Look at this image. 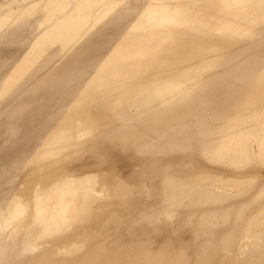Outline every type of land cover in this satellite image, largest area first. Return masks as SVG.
Masks as SVG:
<instances>
[{"label":"rangeland","instance_id":"obj_1","mask_svg":"<svg viewBox=\"0 0 264 264\" xmlns=\"http://www.w3.org/2000/svg\"><path fill=\"white\" fill-rule=\"evenodd\" d=\"M38 1L0 0V9L12 5L19 12ZM70 1L63 0L66 5ZM73 8L69 4L67 16L49 26L41 20V28L49 32L20 36L31 41L49 35L53 55L60 52L61 36H76L78 41L71 42L89 52L94 44L110 43L82 56L95 59L90 74H78L81 65L52 71L58 77L53 89L44 72L11 76L30 92L6 95L0 103V193L8 187L19 196L4 200L0 211L6 215L0 225V264H107L99 257L103 250L117 256L118 264H127L123 254L139 264L150 259L155 264H245L251 250L264 247V221H253L264 210V159L253 145L241 166L216 161L206 153L198 127L207 125L214 140L224 127L235 133L250 130L252 124L242 120H249L264 98V42L224 30L241 28L240 15L220 22L213 18L214 10L191 3L179 13L172 0H160L147 22L135 15L125 35L89 36L90 31L78 36L71 31L77 24ZM261 16H253L255 24L263 22ZM53 34L57 41L50 40ZM171 38L173 43L159 44ZM22 46L16 51L22 59L47 58L45 50ZM10 57V51L1 56V75L4 67L15 65ZM255 62L252 70L249 65ZM30 65L20 70L28 71ZM189 78L207 79L209 91L203 93ZM234 87L252 101L241 97L245 108L229 107ZM4 90L0 85V93ZM27 100L35 104V113L20 111ZM51 138L60 142L52 146ZM43 150L50 155L44 163ZM25 153L38 159L26 165L21 158ZM35 162L42 163L40 169L21 178L20 172ZM115 175L129 180L127 188L114 189ZM94 177L98 181L89 182L86 190L91 199L86 196L78 205L79 184L72 189L67 178L83 183ZM60 186L63 204L55 194ZM63 211L77 218L64 223ZM26 241L32 243L29 249Z\"/></svg>","mask_w":264,"mask_h":264},{"label":"bare ground","instance_id":"obj_2","mask_svg":"<svg viewBox=\"0 0 264 264\" xmlns=\"http://www.w3.org/2000/svg\"><path fill=\"white\" fill-rule=\"evenodd\" d=\"M165 2V0H163ZM212 2L206 3L205 0H193L190 2L189 0H172L173 7L177 8L179 10V13H182V6L187 4H193V7L196 8H204L206 12L213 11V18H217L218 20L221 19L227 21L229 16H239L241 18V28L237 29V31H231L227 28H224L226 32L232 33L236 32L240 36H246L248 39L250 38H257L259 42H264V20L263 22H260L258 24H255L253 20V16H257L258 14L264 15V0H211ZM69 4H72L74 7L73 10L75 11L74 15L77 17V24L71 25V31L76 32V34L79 36L89 35L85 32H90L89 36L95 35L96 33H111L114 32V34H126L128 31H130L133 28V25L135 23V20L137 17L135 15L140 16V20H146L148 21V15L151 17L150 14L157 13L156 8L160 7V0H71L69 3H64L63 0H40L38 3H31L29 4L24 10L19 12H14L12 9V5L8 9H0V60L1 56L5 53H8L10 51V59L11 63L13 65L12 67H4L3 75H7L2 80L0 79V85L5 87L4 92L0 93V103L2 99L6 95H12V94H20L23 96H26L30 91V89L25 84H17L13 82V74H21V76L25 75L24 73H36V72H44L45 75H50L45 82L48 84L51 89H53V81L57 80L58 77L56 75H51L52 71L63 69L67 65L70 68L76 67L77 65H81L82 68H80V71L78 74L82 76V74H90L91 69L94 68L96 65V62L91 63L92 60L90 57H84L82 59V56H89L90 53L100 51V48L102 46H106L110 43V41H105L102 45L94 44L91 47H89V52L87 49L82 47H77L75 42L78 41L76 36H73L70 40H65L63 36L59 37L60 45L59 47L60 52L58 54L53 55L50 50V46L48 44L49 35L41 40H38L37 38H33L31 41H28L27 38H23L20 35H29V33L33 32H39V31H46L47 28H41L40 21L44 20L46 22V25H50L52 22H54L58 17L65 18L67 15V10L69 7ZM200 4V5H199ZM149 5V7H148ZM211 5H214L215 9L212 8ZM123 14V16H122ZM212 16V15H211ZM263 19L264 17L261 16ZM97 26V28L94 30H91L92 28H87L88 26L93 27ZM222 25V24H221ZM220 25V27H221ZM141 29L139 32H143L144 28L143 25H140ZM39 30V31H38ZM70 31V30H69ZM62 33L64 31H61ZM84 34V35H81ZM53 36L50 37V40L57 41L56 37ZM58 37V36H57ZM23 39H26L23 42ZM75 41V42H71ZM173 43L174 39H164L159 44L165 46L167 45V42ZM30 42V44L28 43ZM141 44V43H140ZM157 45V48H159L160 45ZM20 45H26V47L30 48L37 47L40 50H45L44 54L47 58H40V59H34L31 61H27L26 59H22L20 56H18V48ZM25 46H22V48H26ZM67 47V48H66ZM65 50L69 51L66 52ZM98 51V52H99ZM257 62H258V58ZM53 60L57 62H53ZM10 62V61H9ZM257 62H255L253 65H249V67L252 70H255L257 67ZM31 64V65H30ZM26 65H30V70L28 71H21L20 69L23 67H26ZM123 65L122 63L115 65V67ZM16 67V69H19L18 72H12V70ZM87 67V68H86ZM42 70V71H40ZM257 72V71H256ZM0 74L1 76H3ZM12 76V77H11ZM42 75L38 76V78L33 77V80H39V78ZM11 77V78H10ZM35 78V79H34ZM66 78H62L61 80L65 83V86L67 85L65 82ZM35 80V81H36ZM189 81L194 82L199 87H203V90H201L203 93H206L209 91V85L207 82V79H204V81L201 83L199 80L191 79L189 78ZM19 82V81H18ZM207 84V85H206ZM30 86H33L30 84ZM35 86V85H34ZM214 88H220L218 84L213 83ZM77 89L75 88L74 91ZM235 91V97L231 99L229 107H231L233 110H236L238 108H241V105L244 104V101L241 102V97L245 100V102L248 104L251 103V100H246L249 98V96L242 91L238 90L237 87H234ZM82 91H77L76 93L80 95ZM36 93H39L36 92ZM146 96V95H145ZM144 96V97H145ZM170 96V95H169ZM143 97V98H144ZM62 101H60L61 103ZM23 105V104H22ZM34 103L31 100L25 101L24 105L21 106L20 111L22 109V112H28L32 109V113H35L36 111L33 109ZM258 108H254L250 112L249 120H242V124L244 125H251L249 131H246L245 133H235L233 131V128L224 127L220 130V133H222L219 140L211 139V136L209 134L208 126L203 125L202 127H198V129L201 132L200 140L205 141V148L208 150L206 153L209 157L216 161H222V162H228L231 165L234 166H241V164L247 162L249 159V154L252 150L253 145L257 149V154L260 155L262 159H264V98H259ZM19 110V109H18ZM39 110L43 111V108L39 106ZM251 118V119H250ZM42 120V119H41ZM25 121V118H24ZM29 121V120H28ZM237 124H241V119H238L236 121ZM25 124V123H23ZM38 129V128H37ZM25 136L22 135V139H24ZM20 140V141H21ZM55 140V139H54ZM53 138H51L52 146H55V142L59 143L60 139H57L54 141ZM66 141V140H65ZM64 141V143H65ZM252 141V142H251ZM67 145V144H66ZM243 145V146H242ZM243 149L245 152L240 151L239 149ZM40 153V152H37ZM46 151L43 150L41 152V161L44 163V161L50 156H45ZM25 162L26 165L32 163L35 159H38V157H35L34 154L31 153H25L23 157H21ZM21 158L19 160H16L17 163H21ZM40 163L36 166L37 162H35L32 166H27L24 168L20 173L22 175L21 178L27 179V177H31L34 175V172L38 171L42 165ZM110 176L113 177V173H110ZM15 179V178H14ZM68 179V186H70L72 189H74L76 184H79L78 187H76L78 190V197H82L80 199V204L85 203L84 197L87 196V188L88 184L92 182L98 181V178H90L84 181L83 183H76L75 181H71ZM28 181V180H26ZM125 177L121 175H115V182H114V189L118 190L120 187L127 188L128 184ZM74 182V183H73ZM2 184V183H1ZM167 184L170 183L169 181L166 182V189L164 190L169 193V187H167ZM2 187V186H1ZM2 190V189H1ZM60 191H56V199L60 203H64V196L62 195L61 191H64V188L61 189V186L58 188ZM4 193H0V211L3 209L4 200L9 199H15L16 190L14 191L13 188L8 190V187L3 190ZM18 194L20 191H17ZM28 194H31L30 190L27 191ZM92 196H87V198L91 199ZM63 214L60 218V221L62 220L64 223L68 222L71 217L77 218L76 214L70 213L64 215ZM262 214H257L255 216V219L253 221L255 222H261L264 221V210L261 212ZM4 215L2 212H0V225L4 221ZM58 216V213H57ZM53 237L52 234H50L49 238ZM55 238V237H54ZM51 239V238H50ZM32 246V243L29 241H26L25 247L30 248ZM93 248V247H92ZM250 249H253L250 248ZM260 249H264V247H259V249L251 250L253 255H247L245 260V264H264V254ZM82 251V249H81ZM117 251V250H116ZM107 251H99V257L100 259L107 261V264H118L117 256L113 257V255H107ZM114 253V252H113ZM125 253V252H123ZM181 253V252H179ZM122 254V253H121ZM127 254V253H126ZM177 254V253H176ZM185 254V253H184ZM126 257L127 264H139L136 261H133L129 255V258H127L126 255H122ZM120 256V257H122ZM249 256V257H248ZM1 257V255H0ZM173 258V257H172ZM184 258V256H183ZM125 259V258H124ZM147 264H155V262L150 259L146 261ZM176 262V261H175ZM236 264H238V261H235ZM241 262V261H240ZM104 263V262H103ZM102 263V264H103ZM106 263V262H105ZM100 264V262H99Z\"/></svg>","mask_w":264,"mask_h":264}]
</instances>
